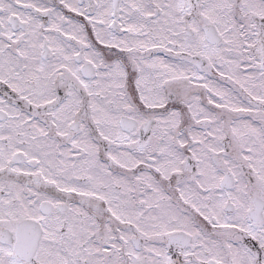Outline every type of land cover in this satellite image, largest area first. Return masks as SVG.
Masks as SVG:
<instances>
[{
    "label": "snow or ice",
    "instance_id": "obj_1",
    "mask_svg": "<svg viewBox=\"0 0 264 264\" xmlns=\"http://www.w3.org/2000/svg\"><path fill=\"white\" fill-rule=\"evenodd\" d=\"M0 264H264V0H0Z\"/></svg>",
    "mask_w": 264,
    "mask_h": 264
}]
</instances>
